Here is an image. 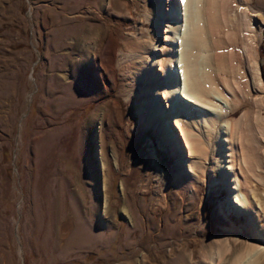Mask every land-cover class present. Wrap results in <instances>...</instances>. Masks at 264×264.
Returning <instances> with one entry per match:
<instances>
[{"label": "rangeland", "instance_id": "374dc122", "mask_svg": "<svg viewBox=\"0 0 264 264\" xmlns=\"http://www.w3.org/2000/svg\"><path fill=\"white\" fill-rule=\"evenodd\" d=\"M155 1L0 0V264H233L253 255L220 181L224 121L196 128L205 152L185 174L146 100L154 83L141 51L155 39ZM245 1L264 23V0ZM217 20L221 42L226 33L237 42L236 22ZM260 37L263 87L248 74V100L230 117H242L245 148L264 165ZM252 173L248 186L264 201V166Z\"/></svg>", "mask_w": 264, "mask_h": 264}, {"label": "bare ground", "instance_id": "6f19581e", "mask_svg": "<svg viewBox=\"0 0 264 264\" xmlns=\"http://www.w3.org/2000/svg\"><path fill=\"white\" fill-rule=\"evenodd\" d=\"M233 2L156 0L149 8L155 21V39L141 51L144 55L141 70L144 68L145 79L154 83L146 90V100L155 116L163 122V139L178 153L179 172L194 175L196 160L205 152L199 147V140H194L199 135V132L195 134L196 128L209 130L212 124L224 121L217 141L222 159L218 167L222 176L220 181L229 190L230 209L245 219L242 226L243 232L247 231L244 239L253 250V255L241 254L233 264H256L264 258V226L260 223L261 215L264 218V201L248 186V174L252 175V170L261 172L263 157L259 153H248L242 117L233 121L230 116L235 114L240 103L248 100L250 81L255 90L263 87L258 45L264 23L258 20V13L248 2L241 0L237 6ZM218 12L223 22L233 21L238 25L240 38L238 36L237 42V38L233 41L227 33L221 42L216 27L219 26ZM259 15L264 19V13ZM250 29L259 34L251 36ZM223 43L225 47L221 48ZM224 55H227L225 61ZM248 74L253 75L250 81ZM250 155L254 159L250 162L255 166L251 171L247 161ZM102 178L104 191V172ZM262 194L264 198V192ZM104 196L103 207L107 208L108 195Z\"/></svg>", "mask_w": 264, "mask_h": 264}]
</instances>
